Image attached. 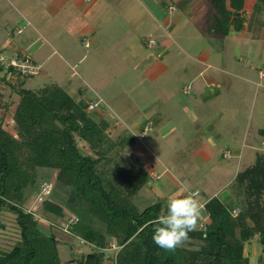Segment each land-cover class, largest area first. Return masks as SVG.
Listing matches in <instances>:
<instances>
[{
  "label": "trees",
  "instance_id": "16d2710c",
  "mask_svg": "<svg viewBox=\"0 0 264 264\" xmlns=\"http://www.w3.org/2000/svg\"><path fill=\"white\" fill-rule=\"evenodd\" d=\"M206 1L211 32L226 36L231 26L243 28L245 17L230 11L227 0ZM261 6L264 0L256 9ZM1 73L5 69L0 68V82L18 101L12 112L11 105L4 106L15 133L0 125V209L15 214L21 242L0 255V264H60L56 236L42 231L34 214L24 210L30 188L38 185L39 169L57 171L55 185L47 182L51 193L56 186L68 189L65 206L45 200L44 209L64 217L65 207L76 215L70 233L92 248L81 264H102L112 239L119 248L113 253L115 264H250L245 245L257 237L264 243V152L232 183L240 213L233 216L228 203L210 198L201 217H209L206 230L190 232L182 247L165 251L152 236L153 220L166 211L167 199L143 210L134 203L149 181L144 164L131 158L134 137L120 133L114 138L108 121L93 118L97 109L89 110L91 102L59 85L33 91L24 88L20 72Z\"/></svg>",
  "mask_w": 264,
  "mask_h": 264
},
{
  "label": "crops",
  "instance_id": "0c3cea01",
  "mask_svg": "<svg viewBox=\"0 0 264 264\" xmlns=\"http://www.w3.org/2000/svg\"><path fill=\"white\" fill-rule=\"evenodd\" d=\"M160 1L0 0V17H2L0 20L3 21L0 26V36L2 41L6 40V43L3 41L4 45L0 51L12 54L17 52L31 58L29 48L37 46L36 53L48 49H51L52 53H57L60 46L65 44V38L70 36L74 47L73 52H71L75 54L82 46L97 50L98 45L105 44L109 39L115 40V38L123 37L122 39L127 41L129 39L124 37L126 34L129 35L130 43L133 44L131 48L136 53L138 50V55L130 61V64L138 67L141 66V62H145L144 69L142 67L140 70L137 86L145 82H148L147 85L149 86L144 88L147 95L143 97V100L148 98L150 104L141 109V112L139 108L137 111L140 114L149 112L150 116L146 120L138 121L136 120L138 118L132 117L133 114L127 113L128 119L123 118L122 121L123 124L126 123V126H123L122 122L107 118V111L105 110L100 119L110 123L109 131L113 134H131L134 137L135 145L137 141L144 143L149 133L152 140L160 138L176 140L180 137L178 135L175 138L179 131L178 125L183 124L185 128L184 123L179 121L182 117H184L187 126L189 121L199 124V127L207 125L206 127H210L211 130L215 128V131L211 137L201 138L197 141L199 145L194 154L207 161L217 158L218 163L221 164L219 172L223 175L228 174L236 177L241 172L242 164H252L258 154L264 151L262 148L264 143V102L262 110L258 112L257 118H254L256 98L251 100L254 92L258 91L255 96L259 94L264 101V92H260V90L264 91V77L260 76L264 72V68H260L259 65H252L247 61L235 60L232 53L235 52L236 48L232 47L231 41H226V39L235 33L245 34L247 19L259 10V8L256 9L258 0H227V8L243 15L245 22L240 31L231 26L226 36L217 35L210 31V24L208 23L210 7L208 1L204 0L207 4V10L206 13L202 11L200 19L206 22V27L201 29L199 36L203 38L201 40L203 43L200 44L202 46L191 47V50H188L181 46L177 40H173L175 45L173 54L170 52L171 47L167 39L173 33H170L169 23L162 18L163 13L159 9ZM232 1L240 8L235 9L231 4ZM164 2L168 3V0ZM181 2L184 4L188 0ZM170 6L175 7L174 12L177 10L176 6L170 3L168 5L169 14H171ZM15 21L26 23V27L24 25L23 28L20 26L16 28L13 25H8ZM24 29L27 30V35L18 40L16 37L22 35L25 32ZM19 31L21 32L19 33ZM157 34L160 37L167 36L161 42V45L165 44L167 47L164 46L159 53L153 54L148 51L157 46V42L153 38ZM147 35L150 38L146 46L142 38ZM55 38H60L58 43L54 42ZM136 38L141 40V45H136V40H138ZM217 38L216 44L219 47L214 43ZM85 40H89V46L85 45ZM151 40H154L152 45H150ZM219 40L223 41L222 45H219ZM142 45L146 47L142 48ZM136 46L139 49H136ZM71 52L70 54H72ZM117 56L119 61H127L125 49L122 54ZM71 58L73 59V57ZM84 58L85 55H82L77 63H81ZM32 60L35 62L34 59ZM38 65L42 66L41 64ZM1 74L2 76L5 75V73ZM9 90L8 86L0 82V94L7 95V98L2 94L0 97V120H4L7 125L13 122L11 112L14 111L18 101V97ZM138 97L140 98V96ZM11 102L12 104H10ZM7 104L11 105L9 107L11 112H8L4 107ZM1 123L2 121L0 125ZM168 123H171V127L164 130V125ZM6 124L1 126L8 131L6 127L9 126ZM154 127L158 129L155 130ZM11 130L15 132L13 125ZM166 134L168 136L165 137ZM142 145L144 146V144ZM227 151H230V156H226ZM251 151H254V155ZM133 152L148 170V161L144 160V155L147 153L144 149L133 150ZM192 157L195 156L192 154ZM231 160L235 162L230 163ZM151 173L155 174V172ZM160 178L161 176H159V180ZM0 212L9 216L13 214L6 209H0ZM66 220L59 222L58 226L50 227L46 226V223L49 222H42V219L38 220V223L45 233L46 227L52 229L51 231H53L57 241L71 243L74 239L73 236L63 231ZM0 244L7 246L6 249L4 246H0V255L4 253L3 251H9L10 246L7 239L0 238ZM80 253L82 256H80L79 264L84 261L86 256L82 249ZM106 255L107 253H105V263L115 264L113 257L106 258Z\"/></svg>",
  "mask_w": 264,
  "mask_h": 264
},
{
  "label": "rangeland",
  "instance_id": "374dc122",
  "mask_svg": "<svg viewBox=\"0 0 264 264\" xmlns=\"http://www.w3.org/2000/svg\"><path fill=\"white\" fill-rule=\"evenodd\" d=\"M124 1L129 2V0ZM164 1L165 0L160 1L159 9L163 13L162 18H164L165 21L169 23V27H171L170 33H173L171 37L167 38L171 47V54H173L175 46L173 40H177L181 46L188 50H191V47L202 46L200 44L203 43V41H201L203 38L199 36L201 29L206 27V22L200 19V15L202 11L206 13V2L204 0H188V2L183 4L181 2L182 0H168V3H165ZM170 3H173L177 9L172 15L168 12V5ZM16 14L18 15V13ZM178 19H180V21H178ZM17 21L8 25H13V27L16 28L19 26L23 28L24 25L26 27V23L20 21L18 23ZM246 22L247 28L245 34L240 35L235 33L233 36L226 39V41H231L230 43H232V47L236 48L235 52L232 53L235 60H240L239 62L247 61L252 65H259L260 68H264V6H261L258 11L247 19ZM1 24H3V21L0 20V26ZM176 29L177 31H175ZM24 30L25 32L22 35L16 37L18 40H21L27 35V30ZM165 37L167 36L160 37L158 34L157 36H153L157 42V46L150 49L148 52L156 54L163 49L162 47H167L165 44L161 45V42ZM122 38L123 37L115 38V40L109 39L105 44L98 45L97 50L92 47L87 49L82 46L79 51L75 52V54L72 53L74 47L70 36L65 38L66 41L63 46L59 45L60 49L58 48L59 50L57 53H52L51 49L36 53L37 46H32L29 48V55L35 60V63L42 65V70L40 75L30 78L25 77L26 80L22 78L21 82L23 83L24 88L33 91L55 83L66 90L70 95L82 99L87 103L91 101V103L101 102V107L92 111L93 118L96 121L101 118L102 112L105 110L107 111V118L118 120L120 123L123 121V118L128 119L127 113L133 114L132 117L138 118L136 119L138 121L146 120L148 116H150L149 112L141 114L140 112L142 111L141 109L150 104L148 98L143 100V97L147 95L144 88L148 86V82L137 86V81H139L140 78V70L145 66V62H141V66L138 67L130 64V61L138 55V50L136 53L135 50L131 48V45L133 44L130 43L129 35L126 34L124 37L125 39H129L127 41ZM149 38L148 35L145 36V38H142L146 46L148 45ZM136 39H138L136 40V45H141V40H139V38ZM54 40V42L58 43L60 38H55ZM217 40L218 38L214 41L215 44ZM3 41L6 43V40ZM3 41L0 36V50L3 48ZM222 44L223 41L219 40V45ZM143 46L144 45H142V48L146 47ZM142 48L140 49L141 51L143 50ZM124 49L127 53V61H119L117 55L122 54ZM136 49H139V47L136 46ZM25 51L27 50L25 49ZM69 51H72V54H70ZM108 52H110V55H108ZM4 53L9 57L14 54L8 52ZM26 53L28 54V52ZM20 55L24 54L20 53ZM82 55H85V58L78 64L77 62ZM71 57H73V59ZM17 79H20V77L17 76ZM260 92L264 91L260 90ZM255 93H258V91L254 92L251 100H255L256 98L254 107L255 112L253 116L254 118H257L258 112L262 110L261 108L263 107L264 101L259 94H256L255 96ZM1 94L0 97H2V95L4 96V94ZM138 96H140V98ZM4 97L7 98V95ZM138 108L140 112L137 111ZM1 121V125L6 124L4 120H0V122ZM179 121L184 123L185 128L183 127V124L181 126L178 125L179 131L175 138L178 135L180 137L176 140L173 138L170 140H163V138L152 140L149 133L144 143L137 141L134 147L132 146L134 151L140 150L141 148L144 149L147 153L144 155V160L148 161L147 166L149 168L146 170L149 181L145 185V188L137 194L134 203L140 210H143L160 198L167 199L170 195L182 193L185 190H197L200 193L198 199L201 202L202 207L206 203L205 201L217 196L228 203L233 216H237L240 213V210L235 208V197L232 186L236 177L234 175L230 176L228 174L223 175L220 173L219 166L221 164L218 163L217 158L215 160L207 161L199 155L196 156V154H194L195 149L199 145V142L197 141L201 138L211 137L215 128L211 130L210 127H206L207 125L199 127V124H194L192 121H189L187 126L184 117L180 118ZM12 125L13 122L9 125L6 124V126H9L6 128H8L9 132L15 133L11 130ZM122 125L126 126V123L123 124L122 122ZM169 127H171V123L165 124L164 130H167ZM154 128L155 130L158 129L157 127ZM112 135L116 138L118 133H112ZM166 136H168V134H166L165 137ZM215 139L217 138L215 137ZM142 144L147 147H144ZM252 152L254 155V151H251V153ZM127 154L130 153L128 152ZM131 154V158L133 159L135 153L133 152ZM192 154L195 157H192ZM122 158H124V156ZM234 162V160L230 161V163ZM255 162L256 160L252 164H242L240 171H244ZM151 172H155V174L153 175ZM56 175L57 171L55 170L39 169L38 185L30 188L27 197L28 200L24 205V210L33 213L37 220L42 219V222L47 221L52 224L50 225L49 223H46L47 227L58 226L59 222H65L64 220L66 219V221H68L71 217L76 216L72 215L65 207L64 217H58L51 212H46L44 209L43 202L45 200L53 201L65 206L68 192V189L66 188L56 186L52 193L50 191V193L44 195L41 202L37 199L41 192V185L45 182H54L55 185ZM159 176H161L160 180L158 178ZM205 220H207V222L210 221L208 216L200 219L197 227L198 230L200 224ZM47 227L45 228L46 233L50 234L51 232L53 235V231H51L52 229ZM0 238L7 239L10 249L20 244V230L16 223L15 215L12 214L9 216L0 212ZM73 238L74 239L71 243L68 241L56 242L57 257L60 264H79L80 256H82L80 250L82 249L85 255L91 252L90 247L80 245V237L73 236ZM0 246H4V249L7 248L4 244H0ZM3 252L5 253V251ZM112 252L113 250L106 251V257H110ZM244 254L249 258L250 264H264V243L261 242L258 237L253 239L250 243L245 245ZM103 264L109 263H105L104 261Z\"/></svg>",
  "mask_w": 264,
  "mask_h": 264
},
{
  "label": "clouds",
  "instance_id": "9594fccd",
  "mask_svg": "<svg viewBox=\"0 0 264 264\" xmlns=\"http://www.w3.org/2000/svg\"><path fill=\"white\" fill-rule=\"evenodd\" d=\"M202 213L197 192L185 190L170 195L166 211L162 210L153 220V242L165 251L174 252L189 239V233L197 229Z\"/></svg>",
  "mask_w": 264,
  "mask_h": 264
},
{
  "label": "built area",
  "instance_id": "2783aa9c",
  "mask_svg": "<svg viewBox=\"0 0 264 264\" xmlns=\"http://www.w3.org/2000/svg\"><path fill=\"white\" fill-rule=\"evenodd\" d=\"M175 10L174 6L169 7V11L172 14ZM21 31H19L20 33ZM154 44V40L150 41V45ZM85 45L89 46V40H85ZM0 68L5 69V73L9 72L10 69L16 70L20 72L21 76L23 77H33L37 76L41 72V66L35 63L31 58L25 55H20V53H14L11 57L5 55L4 52L0 51ZM10 75V74H9ZM261 77H264V72L260 74ZM100 102L90 103L89 104V110H95L99 106ZM262 148L264 149V143L262 144ZM230 151L226 152V156H230ZM159 178V177H158ZM51 186L49 183L45 182L41 185V192L39 194V197L37 198L38 201L41 202L43 200L44 195L50 193ZM199 195V191H195ZM78 222V218L76 216L71 217L64 225H63V231L67 234L70 233V226L73 224H76ZM207 220L203 221V223L200 224V231L206 230ZM79 242L81 246H89L88 242L82 238H79ZM80 247V246H77ZM113 250V253H116L119 248L116 245V242L114 239L111 240V244L109 249L104 250V253L106 251ZM114 258V255H110ZM110 258V257H106Z\"/></svg>",
  "mask_w": 264,
  "mask_h": 264
}]
</instances>
